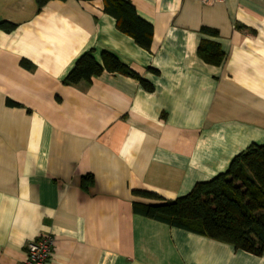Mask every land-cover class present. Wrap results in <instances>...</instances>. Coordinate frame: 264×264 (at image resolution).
<instances>
[{
  "label": "crops",
  "instance_id": "obj_1",
  "mask_svg": "<svg viewBox=\"0 0 264 264\" xmlns=\"http://www.w3.org/2000/svg\"><path fill=\"white\" fill-rule=\"evenodd\" d=\"M128 1L152 26L149 51L101 0L40 10L0 0V22L14 26L0 30V264H23L40 236L54 240L47 264H264V250L236 251L133 210L157 203L133 191L178 199L264 144V0ZM201 40L218 44L219 66L197 56ZM90 51L152 91L106 71L64 84Z\"/></svg>",
  "mask_w": 264,
  "mask_h": 264
},
{
  "label": "trees",
  "instance_id": "obj_2",
  "mask_svg": "<svg viewBox=\"0 0 264 264\" xmlns=\"http://www.w3.org/2000/svg\"><path fill=\"white\" fill-rule=\"evenodd\" d=\"M50 0H35L38 10ZM103 13L112 17L116 29L130 37L143 50L149 51L152 43V26L140 19L128 0H101ZM0 30L11 32L14 26L0 22ZM215 36V32L203 29ZM197 56L206 64L219 66L224 54L215 42L201 40ZM29 68L26 63L22 64ZM118 73L139 81L148 91L152 87L124 66L111 54H101V65L92 52L83 54L64 80L66 85L89 83L102 72ZM153 71V70H152ZM155 72V71H153ZM10 105L17 106L15 103ZM86 179V180H85ZM85 186L92 178H84ZM88 182V183H87ZM133 195L156 201V204H133V210L147 219L181 229L220 243L236 251L261 256L264 250V144H252L231 161L223 174L207 182L195 184L185 196L164 200L146 191H133Z\"/></svg>",
  "mask_w": 264,
  "mask_h": 264
},
{
  "label": "built area",
  "instance_id": "obj_3",
  "mask_svg": "<svg viewBox=\"0 0 264 264\" xmlns=\"http://www.w3.org/2000/svg\"><path fill=\"white\" fill-rule=\"evenodd\" d=\"M203 4L222 0H200ZM54 248V240L51 236H40L36 240L29 241L25 247V260L23 264H47L50 261Z\"/></svg>",
  "mask_w": 264,
  "mask_h": 264
}]
</instances>
